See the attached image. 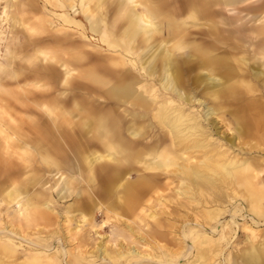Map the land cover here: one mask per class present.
I'll return each mask as SVG.
<instances>
[{
	"label": "rangeland",
	"instance_id": "obj_1",
	"mask_svg": "<svg viewBox=\"0 0 264 264\" xmlns=\"http://www.w3.org/2000/svg\"><path fill=\"white\" fill-rule=\"evenodd\" d=\"M217 1L0 0V227L25 226L0 263L264 264V0ZM146 8L158 14L125 37ZM172 109L195 127L181 144ZM103 118L115 149L85 128ZM45 132L58 154L39 148ZM229 161L242 166L209 189L182 175ZM25 200L48 231L17 216Z\"/></svg>",
	"mask_w": 264,
	"mask_h": 264
},
{
	"label": "bare ground",
	"instance_id": "obj_2",
	"mask_svg": "<svg viewBox=\"0 0 264 264\" xmlns=\"http://www.w3.org/2000/svg\"><path fill=\"white\" fill-rule=\"evenodd\" d=\"M93 1H96V0H80V3L82 4H92ZM109 1V0H108ZM217 1V0H216ZM218 2V1H217ZM205 3V2H204ZM89 4V5H90ZM78 7V6H77ZM81 7V5L79 6ZM84 6H82L83 8ZM146 13V14H145ZM141 14L139 17H135L133 16V19H129V23H128V26L126 27V30H125V37H134V35L141 31V30H145L146 27L143 26L145 23L146 24H149V22L151 21V19H154L158 13L155 12V10L149 8L147 9L146 8V12ZM120 17V16H119ZM63 18V17H62ZM65 19V18H63ZM150 20V21H149ZM131 21V22H130ZM99 21L98 22H93L91 24V30L92 32H97L98 31V27H99ZM150 25H152V30L155 31V30H158L159 26L155 23H151ZM177 44V42L175 43V45ZM205 55V54H204ZM207 55H205V58H206ZM208 62L209 64H213L217 67L220 66L221 62L218 61V60H215V59H212L210 57H208ZM165 72V71H164ZM233 74V73H232ZM87 78L90 80V81H93L94 80V76L92 75H89L87 76ZM164 85H166L165 87L166 88H169V87H174L172 81L170 80V75H167L166 78L164 79ZM209 81V80H207ZM229 85V86H227ZM138 86V85H137ZM218 87V86H217ZM233 86L229 83H226V85H224L221 90H222V93L224 92H228ZM216 88V87H215ZM180 98V97H179ZM181 100V99H180ZM190 104V103H189ZM171 105V104H170ZM164 107V106H163ZM174 108V107H173ZM162 121L163 123L166 125V127L169 129L170 133L172 134L173 138H174V141L177 143V144H181L180 143V136L182 137V135H186V134H191V133H194L195 132V127L193 125H189L188 123H190V121H187L186 120V117L183 116V114L180 113L179 110H176V109H172L170 110L169 113H165V116L162 117ZM88 124L91 125V134L95 137L94 139H104L105 142L107 143V145H109L110 143V149H115V146H113V143L111 144V141H114L113 139H117L115 138L114 136V133L112 131H109V129L107 128L106 126V120H104V118L102 120H86L85 122V128L88 129ZM19 125V124H18ZM197 127V126H196ZM78 130V129H77ZM197 130V128H196ZM209 139V138H208ZM101 142V141H100ZM176 144V145H177ZM112 145V146H111ZM222 149V148H221ZM110 156H112V153L109 154ZM114 155V154H113ZM113 157V156H112ZM220 157V156H219ZM221 159V157H220ZM113 160H118V159H113ZM159 160V159H158ZM137 161V160H136ZM194 162V161H193ZM93 164V160H91L89 163H88V168H89V171H90V174H88V180L90 181H93L94 179H96L98 182L101 181V179L97 178V173H96V169L94 166H92ZM239 164V163H238ZM241 164V162H240ZM237 165V162H230L229 163H212V162H206V165L204 167V170L203 171H200V170H197V169H194V168H191L190 169V173L188 172H182L183 176L184 177H188L189 179H191V181L194 183V184H197V185H202L203 187H205L206 189H209L211 188L212 185L216 183H220L221 181H224L223 178H229L232 176V173L229 171V169H236L242 165ZM243 164V163H242ZM92 166V167H91ZM181 167V166H180ZM172 168V167H171ZM186 168V166H185ZM190 168V167H189ZM243 168V167H242ZM176 169V168H175ZM174 169V170H175ZM182 170V168H180ZM177 171V170H176ZM115 176L112 178L114 180ZM218 178V179H216ZM254 176L252 175V172H250L248 175L247 174H244L242 175V181L245 182L246 184L248 185H251V181L253 180ZM227 181V180H226ZM235 181V180H234ZM109 182V181H108ZM107 183V181L105 180V184ZM240 186V185H238ZM133 187L130 186V190L132 189ZM138 187L135 186V190L137 189ZM68 189V187H67ZM70 189V187H69ZM204 189V188H203ZM126 190L128 191L127 187H126ZM67 192V191H66ZM95 195L97 197H102L106 192H107V184L105 186V189L102 191L99 190V188L97 187L95 189ZM141 196H142V193H140ZM141 196L139 194H134L132 195L131 197H124V202H123V206L120 207V209L122 208L123 211L125 212H128L130 208H133L134 207V202L136 200H139L141 198ZM90 200V199H89ZM91 201V200H90ZM206 203V202H205ZM115 207H117L116 205H114L113 207L110 206V210L114 211L115 210ZM31 208V207H30ZM30 208L28 206L26 207H22L20 206V210H21V213L20 215H17L19 216L20 219H23V221L25 220L27 224H29V222L33 223L34 226L38 225L39 222H41L42 224V229H40V232L43 233V232H46L48 231V221L46 217H43L41 216V214H35L33 212H31ZM19 210V211H20ZM84 210V208H83ZM83 212V211H82ZM70 213V212H69ZM68 213V214H69ZM92 213V211L90 212ZM231 215V214H230ZM67 216V214H66ZM116 217H120L118 216V213L117 215H115ZM114 216V217H115ZM92 218V217H91ZM232 218V217H231ZM234 218V217H233ZM67 219H68V216H67ZM80 219V218H79ZM232 221V219H230ZM89 221V220H88ZM253 221V220H252ZM81 222V221H80ZM83 222V221H82ZM18 223V226H15V229H12L10 232L9 231H2V228L0 227V260L3 261L4 259H8V257H12L6 250L7 248V244L8 242L12 241V239H16V238H19L17 237V235L15 234L17 231H15L16 229L19 230V232H22L24 233V222H22L21 220L17 221ZM79 223V222H78ZM226 223V222H225ZM186 225V224H185ZM14 226V225H12ZM12 228V227H11ZM246 228V227H245ZM184 230V229H183ZM206 230V229H204ZM223 230V229H222ZM228 230V229H227ZM247 230V229H246ZM216 231V227H212L211 229V232H215ZM186 232V230H185ZM55 233V232H54ZM52 234V233H51ZM184 231H183V236H186L184 235ZM19 235V234H18ZM252 236V235H251ZM207 237V236H206ZM223 237V235H222ZM48 238V237H47ZM23 239V238H21ZM221 239V238H220ZM24 241V240H23ZM22 241V243H23ZM225 241V240H224ZM195 243V242H193ZM229 243V242H228ZM18 244V243H17ZM65 244V243H64ZM226 244V243H224ZM60 245V244H59ZM214 245V244H213ZM40 250H42V252L44 251L45 253V250H47L49 247L48 246H43V247H40V245H36ZM202 246V245H201ZM252 246V245H251ZM182 248V247H181ZM204 248V247H203ZM61 249V248H60ZM80 249V248H79ZM39 250V251H40ZM180 250V249H178ZM217 250V249H216ZM214 250V251H216ZM211 251V250H210ZM213 251V252H214ZM191 253V252H190ZM64 253L60 251V255H63ZM137 254V253H136ZM209 254V253H208ZM212 254V253H211ZM58 255V254H57ZM210 256H213V255H210ZM196 257V256H194ZM13 258V257H12ZM116 258V257H115ZM111 259V258H110ZM159 259V258H158ZM212 259V258H210ZM230 260V259H229ZM34 260H27L26 262H20L21 264H30L28 262H32ZM158 261V260H157ZM212 261V260H210ZM126 263V261H125ZM140 263V262H139ZM143 263V262H142ZM141 263V264H142ZM151 263V262H150ZM159 263V262H158ZM161 263V262H160ZM0 264H4V263H0ZM6 264V263H5ZM129 264V263H127ZM131 264V263H130ZM227 264V263H226Z\"/></svg>",
	"mask_w": 264,
	"mask_h": 264
},
{
	"label": "crops",
	"instance_id": "obj_3",
	"mask_svg": "<svg viewBox=\"0 0 264 264\" xmlns=\"http://www.w3.org/2000/svg\"><path fill=\"white\" fill-rule=\"evenodd\" d=\"M45 133H47V132H45ZM41 135H43V134H41ZM60 138H61V140H65V138H63L61 136H60ZM72 141L73 140H70V141L66 140V143H64V145L66 146L67 150H70V148L72 147ZM39 142H40L39 148L43 149L44 151H49V152L52 151L55 154H58L60 149H61L60 148L61 146L59 145V142L56 143L55 139L53 141L52 138H50V135L48 133L46 134L45 137L41 138V140H39ZM70 142H71V146H70ZM55 143H56L57 146L55 145ZM77 164L79 165L80 162L78 161ZM19 194H20V189L18 188L17 190H13V191H11L9 193H6L4 198L5 199L12 198V200H17ZM32 203H33L32 201L25 200V202H22V204L20 206H22V207L23 206L24 207L28 206L29 208L31 207L30 208L31 212H33L35 214H41V216L46 217L47 220H49L48 213L44 212L43 209L39 210L40 207L37 208V207L33 206ZM49 225H50V222L48 221V227H50ZM36 226H38V225H36Z\"/></svg>",
	"mask_w": 264,
	"mask_h": 264
}]
</instances>
